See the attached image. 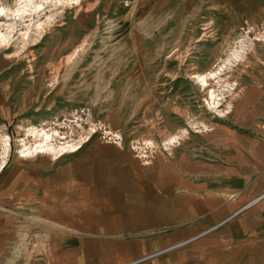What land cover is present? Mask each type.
I'll return each mask as SVG.
<instances>
[{
	"label": "rangeland",
	"instance_id": "374dc122",
	"mask_svg": "<svg viewBox=\"0 0 264 264\" xmlns=\"http://www.w3.org/2000/svg\"><path fill=\"white\" fill-rule=\"evenodd\" d=\"M213 3L0 0V179L26 175L27 193H121L98 175L54 178L93 142L122 141L141 156L150 140L162 146L164 128L207 129L220 113L222 87L210 83L216 64L264 60V0L225 7L230 35L214 33ZM45 133L49 144L76 149L20 153ZM35 169L42 181L33 190ZM99 201L92 199L91 221L118 220L116 207L105 212ZM46 233L38 228V245H46ZM195 258V247L182 244L121 264H201Z\"/></svg>",
	"mask_w": 264,
	"mask_h": 264
},
{
	"label": "crops",
	"instance_id": "0c3cea01",
	"mask_svg": "<svg viewBox=\"0 0 264 264\" xmlns=\"http://www.w3.org/2000/svg\"><path fill=\"white\" fill-rule=\"evenodd\" d=\"M240 2L214 0V33H232L225 7ZM216 69L210 83L222 87L220 113L207 129L164 128L162 146L150 140L152 152L141 156L122 141L93 142L54 178L98 175L121 193H27L26 175H3L0 264H121L182 244L195 247L201 264H264V60ZM39 178L35 169L33 190ZM92 199L105 212L116 207L118 220L91 221ZM38 228L46 245H38Z\"/></svg>",
	"mask_w": 264,
	"mask_h": 264
},
{
	"label": "bare ground",
	"instance_id": "6f19581e",
	"mask_svg": "<svg viewBox=\"0 0 264 264\" xmlns=\"http://www.w3.org/2000/svg\"><path fill=\"white\" fill-rule=\"evenodd\" d=\"M0 11H1V9H0ZM49 140H50V134L49 133H45L41 142L36 143V144H34L33 146H31L29 148H27L28 146H23L20 149V153L25 154V155L29 154V153H33V152H38V151H41V152L49 151V152H52V153H55V152H59L60 153V152H62L64 150H66L67 148L68 149L76 148V146L72 145V144H62V145H58V146H53L52 144H49ZM5 144H6V142H5Z\"/></svg>",
	"mask_w": 264,
	"mask_h": 264
},
{
	"label": "built area",
	"instance_id": "2783aa9c",
	"mask_svg": "<svg viewBox=\"0 0 264 264\" xmlns=\"http://www.w3.org/2000/svg\"><path fill=\"white\" fill-rule=\"evenodd\" d=\"M263 195H264V194H263ZM263 195H262V196H263ZM262 196H260V197H262ZM260 197H259V198H260Z\"/></svg>",
	"mask_w": 264,
	"mask_h": 264
}]
</instances>
